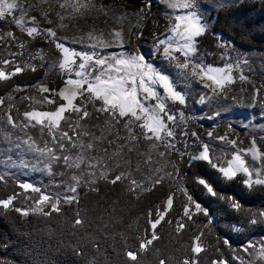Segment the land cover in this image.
Returning a JSON list of instances; mask_svg holds the SVG:
<instances>
[{
    "label": "snow or ice",
    "instance_id": "6c2138e0",
    "mask_svg": "<svg viewBox=\"0 0 264 264\" xmlns=\"http://www.w3.org/2000/svg\"><path fill=\"white\" fill-rule=\"evenodd\" d=\"M242 3L0 0V82L5 89L0 96V155L6 169L0 183L11 178L22 190L0 198V210L15 212L25 222L30 215L43 218L42 230L58 240L56 251L63 248L72 256L70 261L41 260L25 247L19 251L27 262L5 257L0 264H146L151 248L152 264H264V135L259 145L249 135L244 146L238 136L229 135L231 124L222 135L213 130L215 120L232 103L243 101L245 92L246 107H259L264 120V79L257 87L246 74L254 57L225 39L213 26L218 17L211 16L213 9ZM92 12L106 23L111 16L115 23L106 31L91 24L77 29L79 35L57 34L65 30L66 20ZM149 21L163 31L149 33L146 55L140 44L147 42ZM241 27L247 31L246 23ZM40 40L48 45L47 54L36 47ZM213 55L221 63H208ZM46 61L60 70L58 87L39 77ZM28 71L36 74L35 83L12 82ZM237 81L243 85L239 96L233 95ZM189 96L194 108L204 106L210 113L200 117L213 121L204 133L188 130V121L195 119L185 116ZM10 168L63 179L41 186L16 179ZM101 182L113 190L119 185L120 195L97 204L99 213L90 216L80 208L79 189L85 196L98 193ZM53 186L56 191L50 190ZM144 193L157 197L154 207L134 224H125L127 203L141 200ZM20 198L26 203H14ZM64 205H75L73 216L66 215ZM54 220L56 227H49ZM164 224L173 236L190 232V241L174 247L172 254L162 253L153 242L162 238L158 226ZM116 225L123 229L119 251Z\"/></svg>",
    "mask_w": 264,
    "mask_h": 264
},
{
    "label": "trees",
    "instance_id": "16d2710c",
    "mask_svg": "<svg viewBox=\"0 0 264 264\" xmlns=\"http://www.w3.org/2000/svg\"><path fill=\"white\" fill-rule=\"evenodd\" d=\"M211 16L214 18L218 17V19H215L214 21V28L221 32L223 37L231 41L241 52L261 53V55L264 56V31H261L260 29V25L264 24V4H262L260 0H243L242 4H231L225 9H215L211 11ZM245 23L248 26L247 31L241 27ZM208 39H211V37ZM36 47H42L44 51L48 49V45L42 40L36 42ZM210 59L212 60V64H219V62L216 61V55L210 56ZM55 67L56 66L46 61L45 67L38 69L40 78H43L46 83H53L52 85L49 84L50 87H58L61 85L60 81L53 80ZM35 75V73L30 71L24 72L13 77L12 82L20 85L35 83ZM30 92L32 91L28 90V94ZM4 95L5 89L2 82H0V96ZM17 103H19V101H17ZM30 182L37 183L41 186L47 185L45 180L40 178ZM12 185L8 187L0 183V198H4L6 195L12 194L13 192L20 191L15 185ZM99 189L100 191L98 193H92L89 191L86 196L84 195V189L82 187L79 189L81 194L80 208L86 209L87 214L90 216H96L99 213L100 209L97 207V204L110 203L114 198L120 195L119 185L113 190L112 186L101 182L99 184ZM50 190L56 191L57 189L51 187ZM156 202L157 197L148 193H144L143 198L139 201L128 202L126 205L127 212L124 214V223L134 224L137 221V218L141 217V213H144L146 216L149 206L154 207ZM14 203L20 205L19 199ZM28 203H30V201H28ZM120 206H125V201L123 199H121ZM63 210L67 216L71 217L74 214L75 205L71 207L64 205ZM81 215H85V212L81 211ZM53 216L55 217V214H53ZM42 219L43 218H37L30 215L25 222L24 220L19 219L15 212H9L5 215L3 210H0V258L7 257L12 260L27 262L28 257L21 255L19 251L20 249L27 247L32 251L33 256L41 260L48 258L55 261H70L72 256L69 251H66L63 248L56 251V248L59 247L58 240L55 237L50 238L47 233L42 230L45 227L42 223ZM139 223L143 224L144 219L141 218ZM162 223L164 222L162 221ZM48 226L55 228L56 221L54 220ZM115 229V246L117 251H119V234L123 229L121 225H116ZM158 229L162 238L153 243L164 254H172L174 247H181V245L190 241V232H184L183 237H181L173 236L169 231L167 224H164L163 229H160V226H158ZM5 237L7 238V241H12L11 244H8L7 248L3 246V244L7 242L4 239ZM240 239H243V237L240 236ZM108 251L112 256L113 261H115L117 259L116 253L113 252L111 248H109ZM182 251L183 249L181 248V252ZM224 251L227 254V258L231 259V255L227 253V250L225 249ZM154 255L155 248H151L145 257L146 264H152ZM201 260H203V255L201 256Z\"/></svg>",
    "mask_w": 264,
    "mask_h": 264
},
{
    "label": "rangeland",
    "instance_id": "374dc122",
    "mask_svg": "<svg viewBox=\"0 0 264 264\" xmlns=\"http://www.w3.org/2000/svg\"><path fill=\"white\" fill-rule=\"evenodd\" d=\"M25 2L26 4L36 3V0H25ZM109 2L111 3V0H109ZM116 3L125 4V0H116ZM30 14L37 15L36 12H32ZM114 23L115 21L112 19L111 16L108 17V23H106L105 18L103 16L97 17L96 13L92 12V13H89L86 18H77L76 20H66L65 30L58 31L57 34L59 36H68V37H71L73 35H79V32L77 31V29L87 30L91 24H95L98 28L104 29L106 31L109 24H114ZM160 23L161 25H163V20H161ZM124 28L127 29V21H124ZM152 31H163V27L157 28L155 24L149 21L148 29L145 31V37H146L147 42L141 41V44H140V46L143 48L144 53L146 55L151 46V36L149 35V33ZM17 35L18 36L21 35L18 30H17ZM73 47H76L77 49H79L80 46L73 45ZM47 50L45 51L46 54L49 52V49ZM111 50L113 49H110V51ZM2 51L3 50L0 49V52ZM30 51H34V49H30ZM248 53L249 55H252L254 58L251 60L250 65H249L250 71H248L246 74H248L249 76H252L255 80L257 87H259L261 80L264 79V56H262L261 53H253V52H248ZM23 59L24 58H21V63H23ZM209 60H211L210 56L207 57V62L212 64V60L211 61ZM216 61L221 63L218 56H217ZM54 71L55 72L53 73L54 75L53 80H58L62 84V77L60 75V70L57 66L55 67ZM47 84L52 85L53 83H47ZM195 87L198 88L199 86L196 85ZM241 87H243V85L239 81H237L234 84L233 95H237V96L241 95V93L239 92V89ZM31 94L32 92L29 93V95ZM243 96H244L243 101L237 100L236 102L232 103L228 112L222 114L220 117H218L215 120L216 127L213 130L216 134L222 135L225 133L227 126L231 124L233 131L229 133V135L238 136L240 140L244 141V146H247V139L249 135H254L255 137H257V140H258L257 142L259 143V137L264 135V120H262L260 117L259 107H254L251 109L246 107V104L248 103L246 92L243 94ZM192 100H193V96H189V101H190L189 110L185 111L186 117L189 115L195 116L194 120L188 121V130L189 131L196 130L198 132L204 133L208 129L212 128L213 121H209L206 118L200 119L201 116H207L210 113L207 112V109L204 106H196L194 108L192 106ZM48 107L50 108L51 106H48ZM197 109H202V111H197ZM13 114H15V112ZM245 125H247V127H245ZM33 134L39 135V133L35 131L33 132ZM205 139H207L206 136H205ZM211 143L214 145H219L220 142L211 141ZM0 147H2V145H0ZM225 147L228 148L229 154H230V146H225ZM11 155L14 160L18 161V158L15 155V152L11 153ZM2 160H3V157L2 155H0V173H3L6 170L4 167V164L2 163ZM7 170L15 173L16 179H19V180L25 179V180L32 181V180L40 178V179H44L47 185H49L50 180L54 181V180L63 179L62 177H56V176L50 177L46 173H42V172H33L30 169L17 170V169L10 168ZM56 170L58 169H56L54 166V171ZM12 184L16 186L15 180L9 178L6 186L10 187V185ZM19 202L20 204L26 203L25 201H23L22 198L19 199Z\"/></svg>",
    "mask_w": 264,
    "mask_h": 264
}]
</instances>
